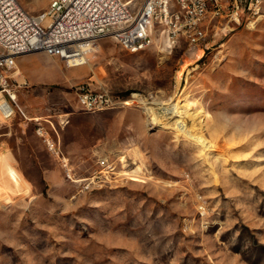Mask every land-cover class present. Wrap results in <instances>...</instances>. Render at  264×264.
<instances>
[{
    "label": "rangeland",
    "instance_id": "obj_1",
    "mask_svg": "<svg viewBox=\"0 0 264 264\" xmlns=\"http://www.w3.org/2000/svg\"><path fill=\"white\" fill-rule=\"evenodd\" d=\"M36 54L8 74L13 99L0 87V111L15 110L0 112V264H264V10L212 21L196 51L157 30L136 54L104 39L80 66ZM81 85L115 105L83 111ZM171 105L181 128H167ZM35 120L76 178L104 177L70 182Z\"/></svg>",
    "mask_w": 264,
    "mask_h": 264
},
{
    "label": "built area",
    "instance_id": "obj_2",
    "mask_svg": "<svg viewBox=\"0 0 264 264\" xmlns=\"http://www.w3.org/2000/svg\"><path fill=\"white\" fill-rule=\"evenodd\" d=\"M263 10L264 0H143L137 10L123 0H51L44 11L35 14L24 7L22 0H0V87L13 99L6 90L8 74L21 56L44 53L66 65L78 64L107 38L122 50L136 54L151 46L157 30L166 33L173 44L179 38L185 39L190 50L196 51L206 45L212 21L240 23L243 17H254ZM77 102L83 111L91 113L115 105L106 92L91 90L89 85L77 87ZM4 111L5 118L15 113L10 104ZM35 123L44 148L61 163L70 182L86 191L104 177L100 173L76 178L60 141L51 133L55 131L52 123ZM98 166L106 174L113 170L107 159L99 160Z\"/></svg>",
    "mask_w": 264,
    "mask_h": 264
},
{
    "label": "bare ground",
    "instance_id": "obj_3",
    "mask_svg": "<svg viewBox=\"0 0 264 264\" xmlns=\"http://www.w3.org/2000/svg\"><path fill=\"white\" fill-rule=\"evenodd\" d=\"M167 46L169 47L170 45V42L167 41ZM79 62V61H78ZM84 63L83 59L80 60V62L78 64H75L74 62H70L67 66H80ZM7 102V101H6ZM8 103V102H7ZM9 104V103H8ZM125 105L126 104H129L127 102L124 103ZM180 105V104H179ZM162 109V108H161ZM182 110H183V107H179L178 105H171V106H168L167 108H163L162 109V112H163V115L165 117V120H167L168 122L166 123L168 127L172 126V127H175V128H181L180 127V124L178 122L179 119L182 118ZM1 112V111H0ZM2 113V112H1ZM6 114L7 112L2 113V115L4 117H6ZM148 114L149 116L151 117L152 120H156L157 119V115L155 112L151 111V110H148ZM148 116V115H147ZM182 122V121H180ZM186 124V123H185ZM186 126V125H185ZM188 131V130H187ZM127 167V166H126ZM142 171V170H141ZM140 172V168H137L134 173H139ZM3 197V195H2ZM1 198V196H0ZM2 202V201H1Z\"/></svg>",
    "mask_w": 264,
    "mask_h": 264
},
{
    "label": "crops",
    "instance_id": "obj_4",
    "mask_svg": "<svg viewBox=\"0 0 264 264\" xmlns=\"http://www.w3.org/2000/svg\"><path fill=\"white\" fill-rule=\"evenodd\" d=\"M35 55H39L40 57H42L40 54H33L31 56H23V57H19L17 58L16 62L20 65V66H26V64L29 62V58L35 56ZM42 59V58H41ZM0 160H4V163L6 166L11 165L10 163V158L8 156L7 153L4 154H0Z\"/></svg>",
    "mask_w": 264,
    "mask_h": 264
}]
</instances>
